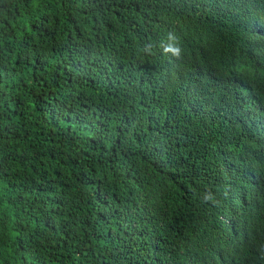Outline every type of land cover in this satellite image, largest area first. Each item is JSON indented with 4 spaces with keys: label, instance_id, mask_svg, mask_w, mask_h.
Segmentation results:
<instances>
[{
    "label": "trees",
    "instance_id": "16d2710c",
    "mask_svg": "<svg viewBox=\"0 0 264 264\" xmlns=\"http://www.w3.org/2000/svg\"><path fill=\"white\" fill-rule=\"evenodd\" d=\"M0 264H264V0H0Z\"/></svg>",
    "mask_w": 264,
    "mask_h": 264
}]
</instances>
